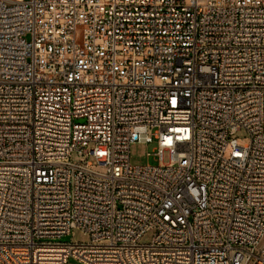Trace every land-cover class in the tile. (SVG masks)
<instances>
[{
	"label": "built area",
	"instance_id": "1",
	"mask_svg": "<svg viewBox=\"0 0 264 264\" xmlns=\"http://www.w3.org/2000/svg\"><path fill=\"white\" fill-rule=\"evenodd\" d=\"M70 258L264 264V0H0V264Z\"/></svg>",
	"mask_w": 264,
	"mask_h": 264
},
{
	"label": "rangeland",
	"instance_id": "2",
	"mask_svg": "<svg viewBox=\"0 0 264 264\" xmlns=\"http://www.w3.org/2000/svg\"><path fill=\"white\" fill-rule=\"evenodd\" d=\"M237 138L242 140L245 135L244 132H238L236 135ZM155 149V143L144 144V143H134L129 148L130 164L132 165H156V161L152 156V153ZM146 154H149L147 156ZM168 155L166 152L163 153V162H167ZM151 237V233L144 235L141 239V243H147ZM89 237L80 229H73L71 235L64 236L61 238V242H72V243H86L88 242ZM69 264H82L75 259L70 258L68 260Z\"/></svg>",
	"mask_w": 264,
	"mask_h": 264
}]
</instances>
